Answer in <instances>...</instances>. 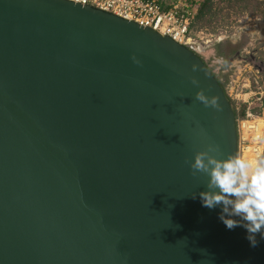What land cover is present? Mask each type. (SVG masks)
<instances>
[{"label":"water","instance_id":"1","mask_svg":"<svg viewBox=\"0 0 264 264\" xmlns=\"http://www.w3.org/2000/svg\"><path fill=\"white\" fill-rule=\"evenodd\" d=\"M210 144L240 153L196 49L74 0H0V264H264V239L201 204L186 161Z\"/></svg>","mask_w":264,"mask_h":264},{"label":"rangeland","instance_id":"2","mask_svg":"<svg viewBox=\"0 0 264 264\" xmlns=\"http://www.w3.org/2000/svg\"><path fill=\"white\" fill-rule=\"evenodd\" d=\"M187 1L198 11L204 3L207 5L205 15L193 22L192 34L202 46L199 53L225 85L237 119L254 121L264 117V0ZM228 42L237 44L240 52L226 62L219 57L217 45ZM240 154L249 158L264 155V122L260 131L248 132L241 138Z\"/></svg>","mask_w":264,"mask_h":264},{"label":"clouds","instance_id":"3","mask_svg":"<svg viewBox=\"0 0 264 264\" xmlns=\"http://www.w3.org/2000/svg\"><path fill=\"white\" fill-rule=\"evenodd\" d=\"M197 99L205 101L202 94ZM217 150L210 144L186 161L194 175L208 177L207 189L199 193L201 204L208 209L221 208V222L229 230L243 227L254 248L258 236L264 239V155L249 158L236 152L221 158L214 154Z\"/></svg>","mask_w":264,"mask_h":264},{"label":"built area","instance_id":"4","mask_svg":"<svg viewBox=\"0 0 264 264\" xmlns=\"http://www.w3.org/2000/svg\"><path fill=\"white\" fill-rule=\"evenodd\" d=\"M111 11L122 17L134 20L141 25L150 26L169 35L178 42L191 46L198 52L202 46L198 45V37L192 34V24L197 18L198 8L187 0H74ZM248 117H251L249 112ZM261 122H260V121ZM264 117H257L254 121L237 119L239 147L241 138L248 132L260 131ZM255 139H258L256 136ZM252 147L249 146L248 149ZM255 152L257 148H253Z\"/></svg>","mask_w":264,"mask_h":264},{"label":"trees","instance_id":"5","mask_svg":"<svg viewBox=\"0 0 264 264\" xmlns=\"http://www.w3.org/2000/svg\"><path fill=\"white\" fill-rule=\"evenodd\" d=\"M207 7L206 3H204L197 14V18L202 17L203 15H205V8ZM217 51H218V55L219 57L224 58V60L226 62H229L231 58H233L234 56H236L237 53L240 52V49L238 47L237 44H233L231 42H228L225 46L220 43L217 45ZM217 77V76H216ZM218 78V77H217ZM219 80V79H218ZM220 81V80H219ZM221 82V81H220ZM221 84L223 85V87L225 88V85L221 82ZM226 90V89H225ZM230 98V97H229ZM263 108H264V103H263ZM236 110V109H235ZM237 113V111H236ZM238 115V114H237ZM242 115L245 116L246 115V111L244 110L242 112Z\"/></svg>","mask_w":264,"mask_h":264}]
</instances>
